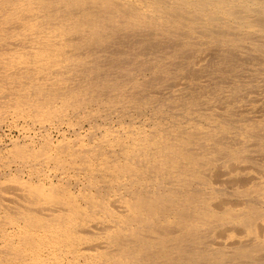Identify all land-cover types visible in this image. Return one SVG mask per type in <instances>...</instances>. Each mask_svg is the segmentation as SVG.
<instances>
[{
    "label": "bare ground",
    "instance_id": "1",
    "mask_svg": "<svg viewBox=\"0 0 264 264\" xmlns=\"http://www.w3.org/2000/svg\"><path fill=\"white\" fill-rule=\"evenodd\" d=\"M0 264H264V0H0Z\"/></svg>",
    "mask_w": 264,
    "mask_h": 264
},
{
    "label": "rangeland",
    "instance_id": "2",
    "mask_svg": "<svg viewBox=\"0 0 264 264\" xmlns=\"http://www.w3.org/2000/svg\"><path fill=\"white\" fill-rule=\"evenodd\" d=\"M7 126H8V122L6 123V125H3V126H2L1 133L3 132L2 134L5 135V136H6V135H7V136H11V135H14V134H15V136H17V130H18V129L15 128V127H11V128H10V126H8V127H7ZM7 128H8V129H7ZM9 128H10V130H9ZM14 128H15V129H14ZM6 129H7V130H6ZM12 130H13V132H12ZM7 131H8V132H7ZM9 131H11V132H9ZM6 132H7V133H6ZM4 133H5V134H4ZM10 134H11V135H10ZM7 136H6V137H7Z\"/></svg>",
    "mask_w": 264,
    "mask_h": 264
}]
</instances>
